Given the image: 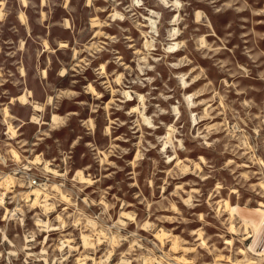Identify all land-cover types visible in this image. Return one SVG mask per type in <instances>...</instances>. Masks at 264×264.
Returning a JSON list of instances; mask_svg holds the SVG:
<instances>
[{
  "label": "rangeland",
  "instance_id": "374dc122",
  "mask_svg": "<svg viewBox=\"0 0 264 264\" xmlns=\"http://www.w3.org/2000/svg\"><path fill=\"white\" fill-rule=\"evenodd\" d=\"M261 203L264 0H0V264H264Z\"/></svg>",
  "mask_w": 264,
  "mask_h": 264
},
{
  "label": "bare ground",
  "instance_id": "6f19581e",
  "mask_svg": "<svg viewBox=\"0 0 264 264\" xmlns=\"http://www.w3.org/2000/svg\"><path fill=\"white\" fill-rule=\"evenodd\" d=\"M175 31V30H174ZM174 33V32H173ZM36 109H39V108H36ZM6 115H7V112H6ZM13 154H14V156L17 158V157H19L18 156V153H16L15 151L13 152ZM18 159V158H17ZM33 161V160H32ZM32 161H30L31 163H33ZM46 163V162H45ZM24 168H27V169H30V166H28V165H25L24 164ZM46 168H48L47 166H46ZM36 193V197L35 198H37L38 197V195H39V193L38 192H35ZM230 210L233 212L234 210H235V206H232V207H230ZM256 210H258V212H261V219H260V221L258 222L257 221V223H255L254 221L252 222V221H249V220H246V219H243V221L246 223V224H248L251 228H252V230L254 231V232H256L257 231V228L260 226V224H262V222H263V220H264V204L263 203H261V204H259V207L258 208H256ZM250 232V231H249ZM248 234V233H247ZM251 234L252 233H250V235L249 236H246L245 238H249V237H251ZM259 234V233H258ZM259 246V245H258ZM260 248H262V247H260ZM261 250V249H260ZM259 251V250H258ZM254 254H256V255H258V256H264V248L261 250V252H254Z\"/></svg>",
  "mask_w": 264,
  "mask_h": 264
},
{
  "label": "built area",
  "instance_id": "2783aa9c",
  "mask_svg": "<svg viewBox=\"0 0 264 264\" xmlns=\"http://www.w3.org/2000/svg\"><path fill=\"white\" fill-rule=\"evenodd\" d=\"M25 180L29 183V185L40 186L42 184L41 178L37 175H31L25 172Z\"/></svg>",
  "mask_w": 264,
  "mask_h": 264
}]
</instances>
